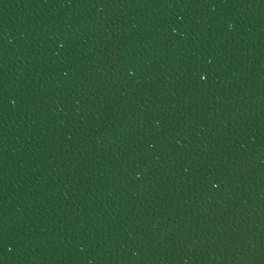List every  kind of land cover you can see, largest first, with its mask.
I'll return each instance as SVG.
<instances>
[{
	"label": "water",
	"instance_id": "water-1",
	"mask_svg": "<svg viewBox=\"0 0 264 264\" xmlns=\"http://www.w3.org/2000/svg\"><path fill=\"white\" fill-rule=\"evenodd\" d=\"M0 264H264V0H0Z\"/></svg>",
	"mask_w": 264,
	"mask_h": 264
}]
</instances>
